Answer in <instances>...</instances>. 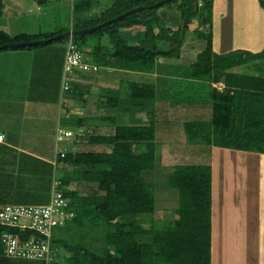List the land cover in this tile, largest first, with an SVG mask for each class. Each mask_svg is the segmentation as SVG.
I'll return each instance as SVG.
<instances>
[{
    "label": "trees",
    "instance_id": "1",
    "mask_svg": "<svg viewBox=\"0 0 264 264\" xmlns=\"http://www.w3.org/2000/svg\"><path fill=\"white\" fill-rule=\"evenodd\" d=\"M161 1H163L161 5L152 8L151 5L156 0L149 4L143 3L146 0H132L124 13L142 4L148 8L92 32L108 29L110 46L101 45L99 42L84 54L79 41L72 40L82 51L83 61L87 64L93 62L103 68L152 73L155 60L159 56L169 55L175 51L178 53L186 41V33L196 22L197 27L193 28L192 32L196 37L205 39V47L197 54L193 63L178 68L177 73L182 78L190 80L189 83L193 82L194 90L198 85L196 90L198 94L194 98L210 102L211 117L208 121L185 122L184 133L190 139L199 140L207 146L264 154V71L256 74L234 71L239 66L251 68L249 65L264 60V48L257 53L242 50L224 54L214 53L211 33L213 0ZM173 1L176 2L179 11L176 30L162 27L156 34L150 19L151 13ZM259 3L264 9V0H259ZM113 6L116 9L120 8L121 4L116 2ZM74 9L84 12L89 9V5L85 1H80ZM173 20L175 22V19ZM134 26L145 28L144 39L136 45H129L121 38L120 28ZM87 27L89 26H83ZM57 33L19 34L13 37L0 30V46L37 39L45 40ZM85 35L87 34L78 33L73 36L84 41ZM163 41L170 42L173 46L168 50L161 49L159 43ZM40 46L18 49L33 50ZM2 50L9 49H1L0 52ZM64 52L66 54V51ZM64 58L65 55L59 63L60 80ZM220 82L224 84L222 90L212 86L213 83ZM71 85L82 98L83 93L78 90L80 84L73 81ZM71 85L68 90L71 89ZM156 92L152 84L129 83L127 95L132 104L128 103L126 108L131 114L146 109L148 103L155 99ZM101 106L116 110L119 106L116 95H108ZM82 121L86 122V119ZM82 121L68 124V120L65 119L62 124L78 128L85 126ZM111 123L113 128L109 133L86 132L83 136L88 145L102 146L110 150L100 152L68 150L64 157L56 158V162L70 167V170L65 171L62 177L57 179L58 182L55 180L58 183L57 187L68 200L70 210L74 212V217L62 226L67 224L82 226L88 222L93 224L101 222L108 227L105 234L106 247L98 254L82 245L59 243L51 237V247L55 251L52 260L47 264H211V167L199 164L173 166L168 175V184L178 192L176 218L169 220L164 228L156 229L153 227V218L139 221L136 219L138 216L153 215L155 212L154 187L142 177L144 171L155 168L158 157L155 121L151 118L148 125L135 126L121 123L114 116ZM4 149L5 147L0 146L2 152ZM51 165L34 157L19 154L18 158L15 156V172L0 167V209L7 205L10 199L14 200V204L20 205L29 198L28 193H31L29 190L46 192V197L40 194L33 199L48 201L53 181L52 169H48ZM22 177L25 180H21ZM81 183L93 185L94 191L81 195L75 188H71ZM26 189L29 190L24 194L19 193ZM142 222L146 223L147 227H144ZM3 231L17 233L21 238L33 234L31 231L19 232L14 228L0 226V264H46L44 261L7 256L1 242ZM59 252H67L69 255L62 263L55 262Z\"/></svg>",
    "mask_w": 264,
    "mask_h": 264
},
{
    "label": "rangeland",
    "instance_id": "2",
    "mask_svg": "<svg viewBox=\"0 0 264 264\" xmlns=\"http://www.w3.org/2000/svg\"><path fill=\"white\" fill-rule=\"evenodd\" d=\"M80 1L87 2L89 5L87 11L78 12L74 9ZM131 1L49 0L42 2L39 0H1L0 29L13 37L19 34L31 35L58 32L56 35H59L68 31H82L123 14ZM152 1L155 0H146L143 3L149 4ZM228 1L231 3L226 12L230 20L227 31L233 29L236 32V38L230 44L224 46L234 48L229 52L239 49L249 50L250 53L259 51L257 50L259 44H256V42L258 37H264V18L260 16V14H264V9L260 6L259 0ZM116 2L121 4L120 8H114L113 5ZM159 2L163 1L156 0L151 6ZM138 7L148 6L142 4ZM215 9L214 6L211 14L212 19L217 15ZM119 12L123 13L117 15ZM178 16L177 4L173 1L170 4H165L156 12H152L150 19H152V24L162 21L169 23L172 25L171 29L175 31L178 25ZM217 16L212 32L216 37V41L217 38L219 40L220 37L223 38V33L226 30L225 28L221 31L222 22L218 21ZM103 18L106 20L101 21ZM173 19H175V22H173ZM126 20H123V22ZM85 25L89 27L83 28ZM121 29L126 28H120V31ZM109 32L108 29H105L104 31L85 35L84 41L76 36H73L72 40L79 41L80 49L86 54L87 48L89 49L99 42L101 45H107ZM191 33L193 39H191L192 41L189 42L188 46L180 48L178 53L175 51L164 58L168 65L172 64L171 68L177 69L175 73L178 72L176 64L184 68V65L194 62L197 54L205 47V39L196 37L194 32ZM255 39L256 42H254ZM68 41L69 38H64L41 45L33 50L9 49L0 52V131L5 130V126L6 128L9 127L14 136H18V141L23 143L22 146L30 149L34 148L33 150L41 155L47 154L49 159L52 157L55 127L60 126L61 130L66 128L65 125L60 124V120L63 121L60 119V113L61 116L64 115L67 104L75 102L78 105L80 102L81 96L72 88V82L75 81L80 84L78 90L83 95H91L94 90L96 92L97 90L101 91L100 87H89L94 82H98L99 85L110 83L103 70H100L93 77L90 72L76 69L73 73L65 75L64 80L68 85H71V89L61 93L59 63L65 55L64 51H66ZM216 48L220 49L217 46ZM88 59L90 58L88 57ZM249 66L251 68L239 66L234 71L248 74L263 72L264 60ZM61 75L63 77V67ZM143 82H146V80H143ZM196 90V88L192 91L166 85L161 92L169 103L179 102L177 105H182L183 111L172 110L171 113L165 111L154 119L156 122L158 157L155 168L151 171H144L142 177L154 187L155 212L153 215L138 216L136 219L139 221L140 219L150 220L153 218L154 228H164L169 220L176 218L175 209L178 205V192L168 184V175L173 166L187 164L212 166V164H215V169H213L215 184L212 187L215 196L212 210L213 219L216 220L215 226L218 227V230L215 231L213 239V264H264V154L233 150H225V152L215 154L206 144L199 140L190 139L184 133L183 124L187 121H205L210 115V107L196 112L193 110L191 102H184L186 98L188 100L194 99L198 94ZM123 91L120 90L122 95ZM99 93L106 94V90L103 89ZM187 94L191 96L187 97ZM123 121L125 120L123 119ZM68 128L71 132H76L75 127L68 126ZM41 136L45 138L42 141ZM84 140L71 145L70 151L100 152L110 150V148L102 146H90ZM161 143L162 147L160 149ZM14 163L15 157L11 152H6L4 156H0V167L14 171ZM58 164L48 166V169H52L53 180L62 177L65 171L70 170V167L64 166L63 172L61 170L62 163ZM21 180H25L24 177ZM52 187L53 184L50 186L48 197L51 195ZM71 188H75L81 195L90 194L94 191L93 185L83 183L75 184ZM28 190H22L19 193L24 194ZM56 190L61 191L58 187H56ZM29 192H31L28 193L29 198L22 201L21 204L44 205L48 203L49 200L33 199L34 196L37 197L40 194L46 197V192L41 193L36 192V190H29ZM7 203L14 204L15 202L10 199ZM218 204L219 211L215 213L214 208ZM73 225L67 224L55 227L52 231L53 240H57L59 243H68L72 246L82 245L89 251L98 254L104 251L107 225L101 222L96 224L88 222L82 226ZM142 225L147 227L144 222H142ZM64 253L68 255L67 252ZM59 263H62V261H59Z\"/></svg>",
    "mask_w": 264,
    "mask_h": 264
},
{
    "label": "crops",
    "instance_id": "3",
    "mask_svg": "<svg viewBox=\"0 0 264 264\" xmlns=\"http://www.w3.org/2000/svg\"><path fill=\"white\" fill-rule=\"evenodd\" d=\"M215 2V3H214ZM230 1L228 0H213V7L215 6V17L212 19V24H211V33L214 31V23L216 20V16L218 17V21L222 22V29L226 30L224 31L225 33H223V38L220 37L217 38L216 41V37L214 34H212V50L214 53L217 54H224V53H228L230 50L234 49V48H229L226 47L224 45H228L230 44V42H232V40L234 38H236V32H234V30L232 29L231 31L228 30L227 28L230 25L229 23V17L227 16L226 12L228 9V6L230 5ZM235 9V8H234ZM218 10V11H217ZM260 16L262 18H264V14H260ZM160 23L162 25H160ZM156 22L153 23V27H154V31L157 34L160 30V28L164 27V28H170L172 26L168 25V24H164L163 22ZM197 27V23L195 22L194 24H192L191 28L188 30V32L186 33V41L183 42V44L181 45V49L185 46L189 45V42H191L193 39L192 36L193 34L192 29ZM200 29V28H199ZM231 29V28H230ZM2 30V29H0ZM172 30V29H171ZM3 31V30H2ZM173 31V30H172ZM5 32V31H4ZM31 35H38V34H31ZM144 35H145V28L143 26H134V27H129L126 29H121L120 31V36L123 40H125L129 45H136L138 44L140 41H142L144 39ZM12 36V35H11ZM257 39V38H256ZM256 39L254 40V42H256ZM264 37H258V40L256 42V44L258 43L259 45V51H255L253 53H257L260 52L262 50V48H264ZM106 46H110L109 44V40H108V44ZM173 45L170 42L167 41H163L159 43V47L162 49H170ZM216 46L218 48H220L219 50L216 48ZM261 48V49H260ZM238 49V48H237ZM88 51H90V48L88 49ZM240 50V49H239ZM245 51H249L246 49H242ZM256 50V49H254ZM180 51V49H179ZM169 55H164V56H159L156 60H155V68L154 71L152 73H144V72H138V71H131V70H123V69H114V68H103L101 66L96 65L95 63H88V65L90 66L89 71H85V72H90L92 73L93 77L96 76L100 70H103V73L105 75L106 78L109 79L110 83L108 84H104V85H99L98 82L95 83L91 86V87H100V90H94L93 93L91 95L88 94H84L82 96V98L80 97V102L75 104V102H71V104H67L65 109H64V115L61 116L60 113V119L68 120V124H75L77 123V121H82L84 119H86V122H83L85 126H81L76 128V132H82L83 136L86 135V132H95L97 131L98 133H109L113 126L111 123V118H113L114 116H116V118L118 119V121L128 124V125H135V126H141V125H148L150 123V119L153 118H158V115L161 114L162 112L167 111L168 113L172 110L175 111H183L182 107L178 103H174L171 104L168 102V100H166V97L164 96V94H162L161 92L164 90L165 86H175V87H179V88H185L186 90H192L194 89V83H189L190 80L184 79L182 78L180 75H178V73H175V71H177V69L175 68H171L172 64H167L166 59ZM180 56V55H179ZM92 59V58H91ZM91 61V60H90ZM163 62V63H162ZM193 63V62H192ZM190 63L184 65L188 66L190 65ZM64 65V63H63ZM176 66L178 68L182 67L181 65H177ZM237 72V71H236ZM240 73V72H239ZM64 77H65V73H64V68H63V77H61L60 80V88H61V93H63L64 91L62 90V84L64 82ZM128 78V80H127ZM143 80L146 82H143ZM131 82H136V83H149L154 85V87L156 88L157 92H156V97L155 99H153L149 104L148 107L144 110H139L136 113H130L128 111V109L126 108L129 104H132L131 100H129V97L127 95V87L128 84ZM82 83V82H81ZM213 87H215L218 90H222L224 87V84L222 82L220 83H213L212 84ZM70 87V85H69ZM95 87V88H97ZM198 85L195 86V88L197 89ZM105 89L106 90V94L104 93H99L102 92V90ZM120 90H124L123 95L122 93H120ZM63 91V92H62ZM100 94V95H99ZM116 95L117 98V103H118V107L116 110L114 109H109V107H102L101 104L102 102H105L108 98V95ZM191 96L189 94H187V97ZM190 98V97H189ZM184 102H191V106L193 108L194 111L198 112V111H202L204 109H209L210 107V102L206 99L202 100V99H189L186 98L184 100ZM209 102V104H208ZM199 103V104H196ZM182 104V103H180ZM194 104V106H193ZM105 108V109H104ZM107 109V110H106ZM61 111V110H60ZM107 111V112H106ZM109 111V112H108ZM62 112V111H61ZM153 114V115H152ZM211 117V111H210V115L208 117L207 120L208 121ZM123 119L125 121H123ZM128 120V121H127ZM155 121V120H154ZM129 122V123H128ZM63 121L60 120V124H62ZM156 125V122H155ZM5 126V125H4ZM60 126L57 125V127H55V131H54V135H53V151H52V157L51 159H49V157H47L48 155H41L40 153H36V151H34L32 149H30L29 147L26 148L24 146H22L23 143H20L17 139L18 136H14V133L12 132V130L5 126V130H1L0 133L4 134V141L0 142V146L5 147V149L3 150V152L0 150V156H4L5 153H12L14 155V157L16 156V158H18L19 154H24L26 156H30V157H34L36 159H39L43 162H46L48 164H52L54 166L57 165L58 162H56V155H55V136H56V131L57 129H61L59 128ZM9 128V129H8ZM63 130H68L71 131L68 127H66ZM18 134V133H17ZM41 141L45 138H43V136H41ZM85 139L84 137H82L80 140L71 142L68 144V150H70L71 145L76 144L77 142L79 143L81 140ZM155 140H156V126H155ZM86 142V139L84 140ZM157 144L158 141L156 140V150H157ZM91 146V145H90ZM162 147V143L160 145V149ZM212 149V152H214L215 154L218 152H225V150H230V149H224V148H219V147H214V146H209ZM163 149V148H162ZM169 149V148H166ZM42 150V149H40ZM233 151H237V150H233ZM239 152H245V151H239ZM245 153H249V152H245ZM240 154V153H239ZM229 155V154H228ZM263 155V154H261ZM247 156V155H246ZM55 161V164H54ZM60 164V163H59ZM58 164V165H59ZM64 164H61V170L64 172ZM210 166V165H209ZM211 170H212V187L215 184V180H214V170L215 169V164H212ZM55 180L57 181V179H54L52 181V184L55 183ZM214 180V182H213ZM58 182V181H57ZM214 193L212 192V204H211V211H212V215H211V264H213V239H214V233L216 230H218L215 226L216 224V220L213 219V203H214ZM221 207V205H220ZM215 213H218L219 211V204L214 208ZM218 217V216H217ZM219 219V218H218ZM214 224V225H213ZM69 255H65L64 252H59V255L57 256V258L55 259V262L59 261H64L65 258H67Z\"/></svg>",
    "mask_w": 264,
    "mask_h": 264
},
{
    "label": "built area",
    "instance_id": "4",
    "mask_svg": "<svg viewBox=\"0 0 264 264\" xmlns=\"http://www.w3.org/2000/svg\"><path fill=\"white\" fill-rule=\"evenodd\" d=\"M63 68L65 75L72 73L75 69L83 71L90 69V66L83 61L82 51L73 43L71 36L67 42ZM68 88L69 85L64 80L62 90L66 91ZM4 137V134L0 133V142L4 141ZM82 137V132L57 129L54 146L56 158L64 157L68 151V144ZM57 184V182L53 184L47 204H7L0 209V226L14 228L19 232L31 231L33 233L27 238H21L17 233L3 231L1 242L7 256L44 261L46 264L52 260L55 251L51 247L53 229L64 225L66 221L74 217L68 200L61 191L56 190Z\"/></svg>",
    "mask_w": 264,
    "mask_h": 264
},
{
    "label": "water",
    "instance_id": "5",
    "mask_svg": "<svg viewBox=\"0 0 264 264\" xmlns=\"http://www.w3.org/2000/svg\"><path fill=\"white\" fill-rule=\"evenodd\" d=\"M163 2H159L153 6H151L152 8H155L159 5H161ZM144 8H148V7H136V8H133L111 20H108V21H105L103 22L102 24H99L97 26H93V27H90V28H87V29H84L82 31H77V32H71V31H68L66 33H62V34H59V35H56L54 37H51L49 39H45V40H37V41H31V42H18V43H9V44H5V45H2L0 46V50L1 49H18V48H23V47H32V46H37V45H42L44 43H49L51 41H57V40H60V39H64V38H68L69 36H73V35H76L78 33H81V34H90L102 27H105L111 23H114L118 20H121L122 18L126 17L127 15L129 14H135V13H139L140 11H142Z\"/></svg>",
    "mask_w": 264,
    "mask_h": 264
}]
</instances>
